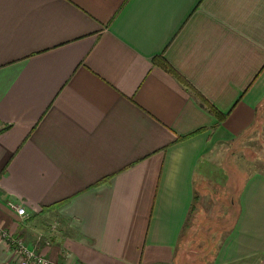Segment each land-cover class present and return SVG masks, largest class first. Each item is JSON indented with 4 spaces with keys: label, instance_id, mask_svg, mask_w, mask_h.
<instances>
[{
    "label": "crops",
    "instance_id": "crops-1",
    "mask_svg": "<svg viewBox=\"0 0 264 264\" xmlns=\"http://www.w3.org/2000/svg\"><path fill=\"white\" fill-rule=\"evenodd\" d=\"M255 127L264 0H0V227L58 264H264Z\"/></svg>",
    "mask_w": 264,
    "mask_h": 264
},
{
    "label": "rangeland",
    "instance_id": "rangeland-1",
    "mask_svg": "<svg viewBox=\"0 0 264 264\" xmlns=\"http://www.w3.org/2000/svg\"><path fill=\"white\" fill-rule=\"evenodd\" d=\"M255 128L257 131L252 130L242 139L234 141L230 153L227 152V156L222 157V165L229 169L226 175L232 181L231 192H235L239 182L236 171L249 174L264 173V131L260 127ZM15 257L19 264V256Z\"/></svg>",
    "mask_w": 264,
    "mask_h": 264
},
{
    "label": "built area",
    "instance_id": "built-area-1",
    "mask_svg": "<svg viewBox=\"0 0 264 264\" xmlns=\"http://www.w3.org/2000/svg\"><path fill=\"white\" fill-rule=\"evenodd\" d=\"M16 215L22 220L26 219V212L23 207L13 206L10 204ZM0 240L3 241L7 248L14 254L19 256V264H58L49 258L37 253L35 249L27 246L24 241L18 237L11 235L8 231L0 227ZM37 241H44L43 235L39 236ZM48 243V242H47Z\"/></svg>",
    "mask_w": 264,
    "mask_h": 264
},
{
    "label": "trees",
    "instance_id": "trees-1",
    "mask_svg": "<svg viewBox=\"0 0 264 264\" xmlns=\"http://www.w3.org/2000/svg\"><path fill=\"white\" fill-rule=\"evenodd\" d=\"M167 67L170 68L169 66H167ZM200 101L202 102V105L205 106L212 115L218 117L219 122H222V120L224 119L225 115L220 114L212 105L206 103L202 99H200Z\"/></svg>",
    "mask_w": 264,
    "mask_h": 264
}]
</instances>
